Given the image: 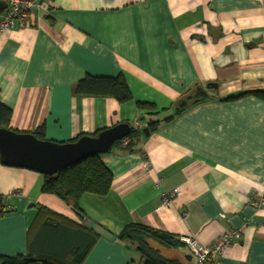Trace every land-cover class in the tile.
<instances>
[{
	"label": "crops",
	"instance_id": "crops-1",
	"mask_svg": "<svg viewBox=\"0 0 264 264\" xmlns=\"http://www.w3.org/2000/svg\"><path fill=\"white\" fill-rule=\"evenodd\" d=\"M87 74L123 75L133 100L75 95ZM196 84L210 98L146 136L153 111L136 101L163 119ZM254 89H264V0H51L0 31L11 130L42 128L61 143L121 122L141 133L133 151L100 154L111 188L85 193L81 214L42 191L44 174L0 160V196L12 210L0 216V255L128 264L139 256L117 235L137 223L206 245L241 230L221 264H264V100H220ZM169 253L191 255L187 246Z\"/></svg>",
	"mask_w": 264,
	"mask_h": 264
},
{
	"label": "trees",
	"instance_id": "trees-1",
	"mask_svg": "<svg viewBox=\"0 0 264 264\" xmlns=\"http://www.w3.org/2000/svg\"><path fill=\"white\" fill-rule=\"evenodd\" d=\"M212 85L213 83L210 84L209 87ZM207 88L196 84L192 89L187 91L182 97L174 102V113L163 119L159 116L160 112L156 111V107L153 103L136 101V106L142 110L153 111L148 113L152 117L148 119L147 122V128L150 132H153L158 128L162 121H170L188 108L208 100L210 95L208 94ZM73 93L75 95L110 96L122 103L133 100L132 92L123 75L112 77L87 74L74 85ZM249 95L264 100V89L240 92L227 97H222L220 100L235 101ZM11 117L12 109L0 102V128L11 129ZM101 131L102 130H98L92 136H96ZM33 134L40 139L47 140L42 128H38ZM140 135L141 133L132 127L131 133L126 138L117 140L110 147L109 151H112L114 148H120L127 152L133 151ZM82 136L85 135H80L70 142L76 141ZM126 140L128 142L124 144ZM112 178V172L102 162L100 154H95L62 169L53 175L44 174L42 191L57 195L81 214L83 213V210L80 207L81 197L85 193L99 195L108 193L111 188ZM11 211L12 210L8 209L4 204L3 198L0 196V216ZM95 239L96 236L91 234V245L94 243ZM117 239L127 249L133 250L139 256L138 260L132 259L128 264H193L185 256L183 259H180L167 254L174 250H182L185 248L186 244L165 231L157 230L142 224L131 223L117 235ZM59 263L60 262L56 260L45 257H34L29 253L27 255L18 254L15 256L0 255V264ZM204 264L214 263L213 261H207Z\"/></svg>",
	"mask_w": 264,
	"mask_h": 264
},
{
	"label": "water",
	"instance_id": "water-1",
	"mask_svg": "<svg viewBox=\"0 0 264 264\" xmlns=\"http://www.w3.org/2000/svg\"><path fill=\"white\" fill-rule=\"evenodd\" d=\"M7 3L0 1V13ZM1 19V16H0ZM132 127L121 122L99 132L96 136L85 135L73 142L43 140L33 133L16 132L0 128V160L3 164L25 167L42 174L53 175L84 158L109 151L117 141L126 138ZM145 135L150 131L143 129ZM192 258V255H188Z\"/></svg>",
	"mask_w": 264,
	"mask_h": 264
},
{
	"label": "built area",
	"instance_id": "built-area-1",
	"mask_svg": "<svg viewBox=\"0 0 264 264\" xmlns=\"http://www.w3.org/2000/svg\"><path fill=\"white\" fill-rule=\"evenodd\" d=\"M7 3L6 9L1 13L0 31L11 28L15 23L24 24L29 15L37 10L47 12L50 8L51 0H0ZM128 141L126 140L124 144ZM170 199L168 196L162 198V204L167 205ZM261 202L264 204V198ZM242 237L241 230L229 229L216 238L211 244H202L195 237H182L190 254L197 264H204L213 261L214 264H221V258L228 251V247L238 242Z\"/></svg>",
	"mask_w": 264,
	"mask_h": 264
},
{
	"label": "rangeland",
	"instance_id": "rangeland-1",
	"mask_svg": "<svg viewBox=\"0 0 264 264\" xmlns=\"http://www.w3.org/2000/svg\"><path fill=\"white\" fill-rule=\"evenodd\" d=\"M169 256H173V253H167Z\"/></svg>",
	"mask_w": 264,
	"mask_h": 264
}]
</instances>
